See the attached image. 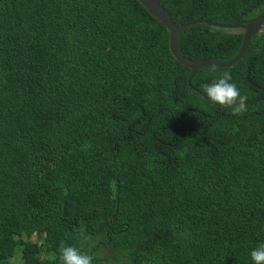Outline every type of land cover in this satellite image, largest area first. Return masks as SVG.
<instances>
[{"label":"trees","instance_id":"trees-1","mask_svg":"<svg viewBox=\"0 0 264 264\" xmlns=\"http://www.w3.org/2000/svg\"><path fill=\"white\" fill-rule=\"evenodd\" d=\"M178 25L243 24L264 0H158ZM244 30L179 35L228 60ZM167 28L138 0H0V264H251L264 241V25L229 67L245 110L187 85Z\"/></svg>","mask_w":264,"mask_h":264},{"label":"water","instance_id":"water-1","mask_svg":"<svg viewBox=\"0 0 264 264\" xmlns=\"http://www.w3.org/2000/svg\"><path fill=\"white\" fill-rule=\"evenodd\" d=\"M147 11L157 20H159L168 30L169 32V49L175 59L181 63L182 65L188 67L190 69L189 75L187 77V85L191 90H194L200 93L193 85L191 84V78L196 73V71L200 68L208 67V66H216V67H229L236 63L238 59L245 52L249 39L254 34H259L262 31V26L264 25V11L256 15L255 17L246 20L243 24L235 23V24H221L209 20H192L189 22L176 24L169 11L159 3L158 0H138ZM203 23L205 25H211L222 28H241L244 30L240 47L236 54L228 59V60H215L210 58L197 59V60H189L180 55L178 51V43H179V35L180 32L192 24ZM204 96L202 93H200ZM207 99V98H206Z\"/></svg>","mask_w":264,"mask_h":264},{"label":"clouds","instance_id":"clouds-1","mask_svg":"<svg viewBox=\"0 0 264 264\" xmlns=\"http://www.w3.org/2000/svg\"><path fill=\"white\" fill-rule=\"evenodd\" d=\"M203 94L213 104L229 106L233 113H242L245 110V97L240 89L232 82L230 73L223 72L211 78L202 85ZM251 264H264V241H260L248 253ZM62 264H93L90 255L80 251L77 247L68 245L60 252Z\"/></svg>","mask_w":264,"mask_h":264},{"label":"rangeland","instance_id":"rangeland-1","mask_svg":"<svg viewBox=\"0 0 264 264\" xmlns=\"http://www.w3.org/2000/svg\"><path fill=\"white\" fill-rule=\"evenodd\" d=\"M9 264H22V250L20 245L16 246Z\"/></svg>","mask_w":264,"mask_h":264}]
</instances>
